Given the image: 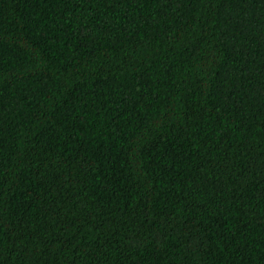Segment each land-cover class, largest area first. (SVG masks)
Here are the masks:
<instances>
[{
	"label": "trees",
	"instance_id": "16d2710c",
	"mask_svg": "<svg viewBox=\"0 0 264 264\" xmlns=\"http://www.w3.org/2000/svg\"><path fill=\"white\" fill-rule=\"evenodd\" d=\"M0 264H264V0H0Z\"/></svg>",
	"mask_w": 264,
	"mask_h": 264
}]
</instances>
